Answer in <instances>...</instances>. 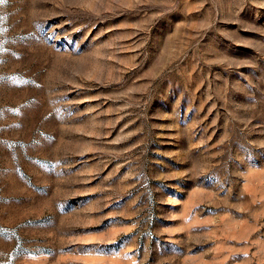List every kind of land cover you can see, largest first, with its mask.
Segmentation results:
<instances>
[{
	"label": "rangeland",
	"instance_id": "rangeland-1",
	"mask_svg": "<svg viewBox=\"0 0 264 264\" xmlns=\"http://www.w3.org/2000/svg\"><path fill=\"white\" fill-rule=\"evenodd\" d=\"M0 264H264V0L0 2Z\"/></svg>",
	"mask_w": 264,
	"mask_h": 264
},
{
	"label": "snow or ice",
	"instance_id": "snow-or-ice-1",
	"mask_svg": "<svg viewBox=\"0 0 264 264\" xmlns=\"http://www.w3.org/2000/svg\"><path fill=\"white\" fill-rule=\"evenodd\" d=\"M0 2H3V0H0Z\"/></svg>",
	"mask_w": 264,
	"mask_h": 264
}]
</instances>
